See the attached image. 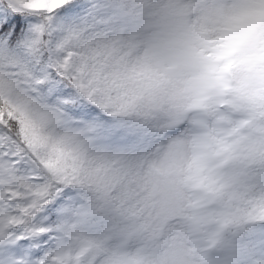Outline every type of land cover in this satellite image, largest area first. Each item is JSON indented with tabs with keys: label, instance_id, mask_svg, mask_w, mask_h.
<instances>
[{
	"label": "snow or ice",
	"instance_id": "1",
	"mask_svg": "<svg viewBox=\"0 0 264 264\" xmlns=\"http://www.w3.org/2000/svg\"><path fill=\"white\" fill-rule=\"evenodd\" d=\"M0 264H264V0H0Z\"/></svg>",
	"mask_w": 264,
	"mask_h": 264
}]
</instances>
